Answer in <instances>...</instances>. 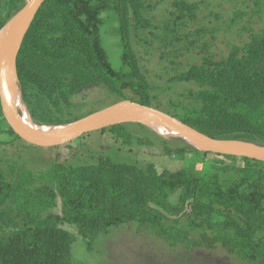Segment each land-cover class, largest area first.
I'll return each instance as SVG.
<instances>
[{"label":"trees","instance_id":"1","mask_svg":"<svg viewBox=\"0 0 264 264\" xmlns=\"http://www.w3.org/2000/svg\"><path fill=\"white\" fill-rule=\"evenodd\" d=\"M164 1L47 0L17 59L33 120L68 124L131 100L212 138L264 145V28L240 26L245 16L264 21V0H243L254 4L252 15L237 10L228 17L227 31L237 24L239 35L248 37L228 43L226 55L215 49L225 29L222 4L172 0L157 15ZM25 3L0 0V30ZM204 8L209 11L203 15ZM106 24L119 40L120 69L103 45ZM93 86L106 91L104 100H75ZM98 132L111 134L129 152L157 150L181 166L160 169L155 162L120 163L99 155L88 164L54 161L40 173L15 165L8 175L0 169V264H74L78 235L95 243L131 225L174 252L222 247L248 264L264 263V162L200 152L140 124ZM0 136L9 137L0 140L3 146L23 141L1 102ZM59 204L61 214H54Z\"/></svg>","mask_w":264,"mask_h":264},{"label":"rangeland","instance_id":"2","mask_svg":"<svg viewBox=\"0 0 264 264\" xmlns=\"http://www.w3.org/2000/svg\"><path fill=\"white\" fill-rule=\"evenodd\" d=\"M157 1V0H154ZM197 2L200 0H188ZM212 6L220 3L222 9L226 13V22L223 32L219 35L215 44L218 54L226 55L228 53V43H241L247 39L248 34L243 32V36L239 34L237 24L227 31L230 26L228 18L237 10H242L249 15L255 9L253 3L243 4L240 0L239 6L228 0H203ZM172 0H165L156 10L157 15L163 14L166 8L170 7ZM211 6V8H212ZM214 9H216L214 7ZM208 9L204 8L202 14L208 13ZM252 20L250 23V19ZM252 26L255 30L264 28V21H261L257 15L252 17L245 16L240 26ZM103 45L108 53L109 60L116 69L122 67L121 49L118 37L114 28L110 24H106L103 30ZM155 60V65H156ZM264 66V62H263ZM106 91L100 86L89 87L79 92L75 100L77 102H96L104 100ZM106 104L107 102L104 101ZM27 107V106H26ZM28 109V108H27ZM29 111V110H28ZM111 134H101L93 132L85 137L55 147H37L27 145L24 141H17L13 146H3L0 144V169L8 175L10 166H17L22 171H32L40 173L47 170L54 161L65 162L70 161L77 164H88L93 158L99 155L111 157L114 161L120 163H134L136 160L142 163L155 162L161 169L163 167L177 168L181 166L180 161H174L159 156L150 150H133L122 148L121 145L115 144L111 138ZM8 136H0V140H7ZM54 214H61V207L55 209ZM61 228L75 231V227L65 223L59 225ZM87 238L78 235V239L73 245V261L74 264H167L166 261L173 264H248L233 256L229 255L222 247L217 250L206 251H190L185 257L179 256L176 252L170 250L168 245L159 238L153 236L148 231L140 230L135 225L122 226L114 229L109 236H101L95 243H90ZM180 251H185L181 248ZM186 258L191 260L182 261ZM179 259V260H178ZM191 261V262H190Z\"/></svg>","mask_w":264,"mask_h":264},{"label":"water","instance_id":"3","mask_svg":"<svg viewBox=\"0 0 264 264\" xmlns=\"http://www.w3.org/2000/svg\"><path fill=\"white\" fill-rule=\"evenodd\" d=\"M46 1L26 0L25 5L0 30V102L2 112L8 125L23 141L37 147H55L71 143L86 134L112 126L140 124L163 137L181 139L200 152L264 162V145L243 140L212 138L168 113L131 100L117 102L68 124L42 125L36 123L31 115L27 119L23 112L11 103V87L14 83L19 87L23 101L17 59L25 37ZM159 129L167 132L163 134Z\"/></svg>","mask_w":264,"mask_h":264},{"label":"bare ground","instance_id":"4","mask_svg":"<svg viewBox=\"0 0 264 264\" xmlns=\"http://www.w3.org/2000/svg\"><path fill=\"white\" fill-rule=\"evenodd\" d=\"M11 88H12L11 94H10L11 103L13 104V106L15 108L22 111L23 114L25 115V117L27 119H29L30 113H29L26 105L22 101L19 87L17 85H15V83H14ZM159 131L163 134H165L167 132L166 130H163V129H159Z\"/></svg>","mask_w":264,"mask_h":264},{"label":"flooded vegetation","instance_id":"5","mask_svg":"<svg viewBox=\"0 0 264 264\" xmlns=\"http://www.w3.org/2000/svg\"><path fill=\"white\" fill-rule=\"evenodd\" d=\"M195 251H199V250H195ZM174 252V251H173ZM179 256L181 257H185L186 256V253H189V251L185 250L184 252L183 251H178L176 252ZM179 260V259H178ZM187 260H191V258H186L185 260H182V261H187ZM167 264H173V263H170L168 261H166ZM191 262V261H190ZM137 264H143V262H139ZM258 264H264V263H258Z\"/></svg>","mask_w":264,"mask_h":264}]
</instances>
